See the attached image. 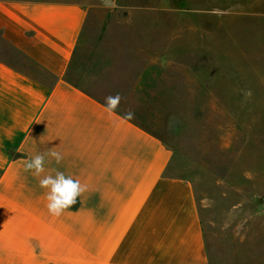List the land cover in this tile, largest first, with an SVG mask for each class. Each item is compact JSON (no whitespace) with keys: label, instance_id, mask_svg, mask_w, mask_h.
<instances>
[{"label":"crops","instance_id":"obj_1","mask_svg":"<svg viewBox=\"0 0 264 264\" xmlns=\"http://www.w3.org/2000/svg\"><path fill=\"white\" fill-rule=\"evenodd\" d=\"M79 2L0 0V264H209L194 187L172 149L69 81L87 22ZM48 160L86 191L61 215L23 169Z\"/></svg>","mask_w":264,"mask_h":264},{"label":"rangeland","instance_id":"obj_2","mask_svg":"<svg viewBox=\"0 0 264 264\" xmlns=\"http://www.w3.org/2000/svg\"><path fill=\"white\" fill-rule=\"evenodd\" d=\"M43 1L87 7L68 79L172 149L209 264H264V0Z\"/></svg>","mask_w":264,"mask_h":264},{"label":"clouds","instance_id":"obj_3","mask_svg":"<svg viewBox=\"0 0 264 264\" xmlns=\"http://www.w3.org/2000/svg\"><path fill=\"white\" fill-rule=\"evenodd\" d=\"M103 3L108 8L117 7L115 0H103ZM117 103L118 100L115 97H107L105 100L106 108L109 111H113ZM132 116L133 113L129 112L126 114L125 119H131ZM56 147L37 152L35 155L26 158L23 169L33 177L39 178V187L46 190V207L49 213L59 216L77 202V198L86 191V185H83L79 179L66 175L59 168H54L49 174L41 175L45 173L46 161L52 160L56 165L62 163L64 156L60 151L56 150Z\"/></svg>","mask_w":264,"mask_h":264},{"label":"snow or ice","instance_id":"obj_4","mask_svg":"<svg viewBox=\"0 0 264 264\" xmlns=\"http://www.w3.org/2000/svg\"><path fill=\"white\" fill-rule=\"evenodd\" d=\"M113 103H115V101H113Z\"/></svg>","mask_w":264,"mask_h":264}]
</instances>
